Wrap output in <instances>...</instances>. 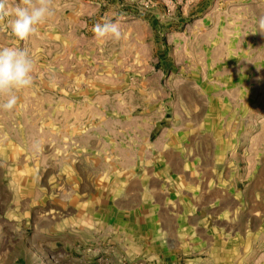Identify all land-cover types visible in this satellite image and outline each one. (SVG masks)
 <instances>
[{
  "label": "rangeland",
  "instance_id": "obj_1",
  "mask_svg": "<svg viewBox=\"0 0 264 264\" xmlns=\"http://www.w3.org/2000/svg\"><path fill=\"white\" fill-rule=\"evenodd\" d=\"M53 8L0 22L35 63L0 111V264H264V0Z\"/></svg>",
  "mask_w": 264,
  "mask_h": 264
},
{
  "label": "clouds",
  "instance_id": "obj_2",
  "mask_svg": "<svg viewBox=\"0 0 264 264\" xmlns=\"http://www.w3.org/2000/svg\"><path fill=\"white\" fill-rule=\"evenodd\" d=\"M54 15L53 0H18L9 7V0H0V22L14 17L9 25L14 36L26 41L37 33L39 26ZM264 31V17L258 21ZM96 39L121 41L123 32L120 21L105 20L92 27ZM35 63L28 51L14 46L0 47V111L12 112L18 104L17 93L34 83ZM38 151L39 144H34Z\"/></svg>",
  "mask_w": 264,
  "mask_h": 264
}]
</instances>
